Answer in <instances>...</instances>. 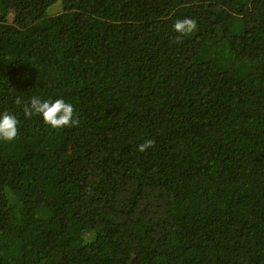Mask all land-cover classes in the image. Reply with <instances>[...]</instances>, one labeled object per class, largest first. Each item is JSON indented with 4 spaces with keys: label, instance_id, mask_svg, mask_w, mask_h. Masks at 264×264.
<instances>
[{
    "label": "trees",
    "instance_id": "1",
    "mask_svg": "<svg viewBox=\"0 0 264 264\" xmlns=\"http://www.w3.org/2000/svg\"><path fill=\"white\" fill-rule=\"evenodd\" d=\"M4 112L0 264H264V0H0Z\"/></svg>",
    "mask_w": 264,
    "mask_h": 264
},
{
    "label": "clouds",
    "instance_id": "2",
    "mask_svg": "<svg viewBox=\"0 0 264 264\" xmlns=\"http://www.w3.org/2000/svg\"><path fill=\"white\" fill-rule=\"evenodd\" d=\"M174 31L181 36L191 34L197 29V22L192 18H185L177 20L173 25ZM180 42L179 37L177 41ZM16 105H21L23 102L20 98L15 101ZM23 113L26 118H31L33 115L42 116L46 125L51 126L53 129H61L65 127H76L80 121L75 117V109L71 103L65 102L63 99L41 100L38 97H33L30 103H23ZM18 124L15 115L4 112L0 115V140L12 142L18 136ZM154 140H146L139 145V151L145 152L147 149L153 147Z\"/></svg>",
    "mask_w": 264,
    "mask_h": 264
}]
</instances>
